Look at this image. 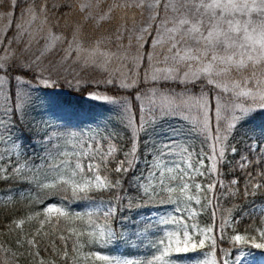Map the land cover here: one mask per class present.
Listing matches in <instances>:
<instances>
[{
  "label": "rangeland",
  "instance_id": "1",
  "mask_svg": "<svg viewBox=\"0 0 264 264\" xmlns=\"http://www.w3.org/2000/svg\"><path fill=\"white\" fill-rule=\"evenodd\" d=\"M79 1L88 19L106 21L113 12L103 0ZM126 1L137 8L139 18L125 32L117 33L111 46L97 39L95 43H84L74 34L69 37V45L62 50L58 63H87L100 71L117 72L124 86L138 83L145 86L135 95L138 118L130 114L127 118L134 134L137 123L142 128L153 121L176 118L180 120L179 125L189 126L199 136L200 143L191 151L182 143L171 140L163 143L154 154L149 171L140 178L144 194L158 198L164 207L145 221H153L159 230L167 231L177 223L173 216L175 209L190 202L196 206L201 203L197 196L203 193L201 181L211 184L205 185L209 191L216 185L224 195L235 191L236 183L220 181L213 176V167L215 162L224 159L227 150L235 149L227 144L224 132L249 111L264 107V0ZM10 5H14L13 0ZM33 16L25 20L21 17L23 23L18 29L12 26V12L0 10V64L8 56L5 40L10 36L17 39L24 36L25 41L36 45L42 38L43 48L48 50L59 46V36L41 21L35 26ZM53 75H38L37 85H50ZM21 81L15 85L17 98L13 100L0 72V179L14 177L28 182L32 188L55 186L60 182L84 192L107 188L109 173L120 169V162L114 157L116 146L107 137L102 140L53 123L39 138L42 153L32 159L23 158L22 150L7 130L10 112L28 97ZM30 85L33 86L27 87ZM167 85H175L178 90L163 89ZM246 148L255 152L253 142L247 143ZM243 153L245 155L235 160L240 169L251 162L249 152ZM253 158L258 164L257 153ZM256 171L264 177L263 169L257 167ZM249 175L250 182L257 186V176ZM15 192L0 195V202L9 201ZM31 194H34L33 189L20 192L22 197ZM42 205L47 215L58 213V207ZM195 210L191 207L186 211L187 216L191 217ZM84 211L94 215L99 223L88 231L89 245L108 242L115 234L109 231V212L99 204H89ZM255 212H264V207L247 212L246 217ZM181 217L183 228L187 220ZM116 226V230L123 231L121 236L125 240L123 222L117 221ZM194 231L199 228L195 227ZM186 232L187 229L177 230L175 234V256L163 253L153 260L145 259L146 256L140 260L120 255L103 256V263L219 264L214 252L205 246L207 241L214 243L210 231L201 232L203 239L198 244L189 242ZM220 236L227 237L222 232ZM242 240V236H237L233 241L241 243ZM262 245V248L257 244L252 245L254 248L244 247L233 260L227 258L228 253L223 264H264V243ZM85 253L81 250V258L94 261V256L89 258Z\"/></svg>",
  "mask_w": 264,
  "mask_h": 264
},
{
  "label": "trees",
  "instance_id": "2",
  "mask_svg": "<svg viewBox=\"0 0 264 264\" xmlns=\"http://www.w3.org/2000/svg\"><path fill=\"white\" fill-rule=\"evenodd\" d=\"M10 1L0 0V10L12 12V26L19 29L21 17L25 20L34 15L35 26L41 21L59 36V46L50 50L43 48L42 38L37 45L25 41L24 36L5 40L8 56L1 62L4 71L0 72L10 98H17L15 85L20 80L26 97L28 93L27 100L10 112L7 122L9 136L22 150L23 158L32 159L42 153L39 138L56 123L102 140L107 137L116 146L114 157L120 162V169L109 173L107 188L87 192L73 190L66 182L32 188L24 180L1 178L0 195L17 192L9 201L0 202V264H104L103 256L120 255L131 260L143 256L153 260L163 253L175 256V234L184 229L188 241L197 244L203 239L201 232L210 231L214 243L207 241L205 246L214 252L219 264H223L228 253V259H235L244 247L254 248L252 245L257 244L262 248L264 212H255L250 218L246 215L264 207V177L256 171L257 167L264 170V107L249 111L224 132L227 144L235 149L227 150L224 159L215 162L213 176L222 182L236 183L234 193L224 195L217 185L212 191L206 190L211 184L201 181L204 189L197 193L201 199L199 207L191 202L178 207L173 211L177 223L170 230L161 231L153 221L145 219L164 207L158 198L144 194L140 178L149 171L150 162L163 143H182L191 151L200 143L199 136L189 126L179 125L176 118L153 121L142 128L137 123L134 134L127 118L129 114L138 118L135 95L145 86H124L117 72L100 71L87 63H58L70 36L78 34L84 43L103 40L111 46L115 35L125 32L139 18V11L126 0H103L113 12L106 21L99 22L85 16L79 0H13V6ZM47 73L55 74L50 85H37L36 77ZM29 84L33 86L27 87ZM168 88L178 90L175 85L163 86ZM251 142L255 144L253 153L246 148ZM245 150L251 155V162L240 169L235 160L245 155ZM255 153L258 164L253 158ZM249 173L257 176V186L250 182ZM29 189L34 194L20 196V192ZM45 203L58 207V213L47 215L42 205ZM89 204H99L109 212V231L115 234L108 242L89 245L88 231L99 225L94 215L84 211ZM191 207L196 210L188 217L186 211ZM181 216L187 220L183 228ZM117 221L123 222L125 240L123 231L116 230ZM195 227L199 231H194ZM219 232L227 237H218ZM237 236H242L241 243L233 241ZM81 250L89 258L94 256V261L81 258Z\"/></svg>",
  "mask_w": 264,
  "mask_h": 264
}]
</instances>
